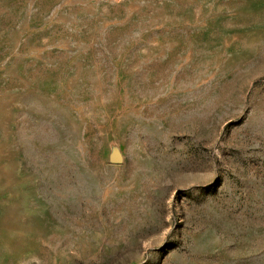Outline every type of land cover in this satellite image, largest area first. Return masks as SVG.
Returning <instances> with one entry per match:
<instances>
[{"label":"rangeland","instance_id":"obj_1","mask_svg":"<svg viewBox=\"0 0 264 264\" xmlns=\"http://www.w3.org/2000/svg\"><path fill=\"white\" fill-rule=\"evenodd\" d=\"M0 264H264V0H0Z\"/></svg>","mask_w":264,"mask_h":264}]
</instances>
